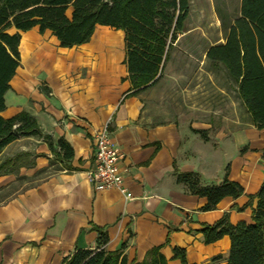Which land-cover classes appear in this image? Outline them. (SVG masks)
Wrapping results in <instances>:
<instances>
[{"label": "crops", "instance_id": "crops-1", "mask_svg": "<svg viewBox=\"0 0 264 264\" xmlns=\"http://www.w3.org/2000/svg\"><path fill=\"white\" fill-rule=\"evenodd\" d=\"M18 32L19 65L0 115L28 112L54 146L58 138L70 143L72 157L60 159L36 135L2 148L0 264H60L75 248H94L96 228L106 231L105 248L120 249L127 262L160 246L167 264H181L174 247L187 264H226L228 237L205 244L200 229L223 214L231 223L250 221L256 198L249 196L264 180V128L240 119L236 108L219 115L215 97L204 106L201 89L188 90L182 79L178 89L160 77L134 92L120 29L97 25L72 47L37 25ZM106 120L131 199L96 189L86 174L95 166L94 134ZM176 171L198 172L204 184L226 171L243 193L200 210L206 198L177 182Z\"/></svg>", "mask_w": 264, "mask_h": 264}, {"label": "trees", "instance_id": "trees-1", "mask_svg": "<svg viewBox=\"0 0 264 264\" xmlns=\"http://www.w3.org/2000/svg\"><path fill=\"white\" fill-rule=\"evenodd\" d=\"M190 0H0V111L9 80L19 65L20 34L33 26L40 32L50 30L61 47L87 42L97 25L123 32L124 62L134 92L145 89L161 77L162 67L179 33L185 32ZM224 41L205 50V58L214 70H223L233 83L236 96L251 124L264 128V0H241L239 13L231 21L221 20ZM13 28L17 31L10 32ZM204 139V130H197ZM40 136L50 151L62 160L72 157V147L63 138L53 145L35 118L21 110L11 117L0 115V151L12 140ZM264 158V151H263ZM227 170V167L225 168ZM175 179L187 190L206 198L200 210L214 209L225 196L238 197L242 186L226 177L219 183H202L195 171H176ZM250 221L231 223L223 214L212 224H203L200 232L205 244L228 237L226 264H264V180L257 192ZM94 248H75L60 264H167L160 246L148 249L144 257L127 262L120 249L107 250L106 231L96 228ZM125 245L121 243V248ZM173 256L187 264L182 250L173 248Z\"/></svg>", "mask_w": 264, "mask_h": 264}, {"label": "rangeland", "instance_id": "rangeland-1", "mask_svg": "<svg viewBox=\"0 0 264 264\" xmlns=\"http://www.w3.org/2000/svg\"><path fill=\"white\" fill-rule=\"evenodd\" d=\"M241 0H190L189 15L185 32L179 33L169 50L161 77L169 78L172 86L178 89L179 79L191 90L197 85L204 96V106H217L219 115L236 108L242 120L249 117L240 104L233 87L223 70L210 68L205 50L212 44L224 41V29L221 20L228 22L239 13ZM212 97V99H210Z\"/></svg>", "mask_w": 264, "mask_h": 264}, {"label": "built area", "instance_id": "built-area-1", "mask_svg": "<svg viewBox=\"0 0 264 264\" xmlns=\"http://www.w3.org/2000/svg\"><path fill=\"white\" fill-rule=\"evenodd\" d=\"M95 166L86 172L87 177L98 190L114 189L125 199H131V192L124 186L118 167L119 154L109 138V120H106L94 134Z\"/></svg>", "mask_w": 264, "mask_h": 264}, {"label": "water", "instance_id": "water-1", "mask_svg": "<svg viewBox=\"0 0 264 264\" xmlns=\"http://www.w3.org/2000/svg\"><path fill=\"white\" fill-rule=\"evenodd\" d=\"M221 181V179H219L216 183H219Z\"/></svg>", "mask_w": 264, "mask_h": 264}]
</instances>
